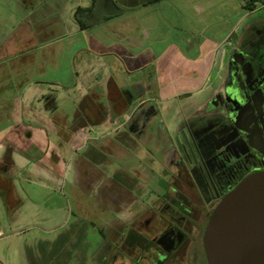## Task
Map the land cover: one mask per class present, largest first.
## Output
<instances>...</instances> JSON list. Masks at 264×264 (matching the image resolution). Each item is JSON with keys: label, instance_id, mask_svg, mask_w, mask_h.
Here are the masks:
<instances>
[{"label": "rangeland", "instance_id": "1", "mask_svg": "<svg viewBox=\"0 0 264 264\" xmlns=\"http://www.w3.org/2000/svg\"><path fill=\"white\" fill-rule=\"evenodd\" d=\"M23 1L0 0V63H4L0 68V163L7 148L12 150L15 162L7 181L10 204L0 196V264H29V253L37 264H48L53 257L54 246L58 245L68 250L69 255L62 253L61 257L66 256L70 264H84L85 261L86 264H98L97 257L104 249L102 244L116 240L121 233L120 226L117 222L112 223L115 219L110 212H101L95 216V221L89 222L81 210V205L87 202L85 191L74 174L75 162L79 159L81 163V158H85V153L96 141L94 138L104 128H84L74 134L73 146L61 145L59 132L51 123L53 115L48 109L49 99H29L25 93L31 85V93L39 86L41 94L58 96L57 113L66 112L68 122L73 124L74 115L70 110L85 89L82 77L86 70L81 64L73 63L72 59L88 40L91 41L88 45L95 48L105 47L107 44L99 37V31L103 29L90 26L84 32L81 30L72 13L79 0L72 3L68 0H31L29 5ZM247 1L251 0H219L220 3L213 8L208 0H165V22L159 21L156 25H159L158 36L154 41L149 40L152 52H148V56L153 61L146 71L153 73L165 63V83L171 85V93H181L172 97L165 95L170 99L165 100V109L155 117V128H160L162 123L175 127L178 119L175 115L182 102H186L189 96L195 97L209 90L223 63L228 37L225 41L222 38L226 30L245 14V7L243 5L242 8L241 4ZM261 3L262 0H257L255 7H260ZM201 6L207 8L203 10ZM257 14L264 16V8L249 13L244 22ZM25 16L26 23L20 25L19 21ZM92 21L87 20L89 23ZM72 27L77 31L70 52L67 49L63 54H55L51 46H45L26 69L8 61L6 55L13 53L6 50L13 45L15 48L24 47L25 35L33 32V42H40L48 33L49 40H52L58 34L70 32ZM14 29L20 31L19 43L13 39ZM104 53L100 59L94 57L95 54L88 56L103 60L106 67L101 66L100 71L107 75L114 58ZM169 69L180 73H169ZM195 72L201 78L199 83L188 81L189 75ZM140 77L137 72L126 79L136 81ZM186 77H189L187 81ZM76 83L79 88L72 89ZM97 87L100 89L102 85ZM198 89L203 90L197 93ZM106 91L105 95L109 92L111 98L114 97L112 87ZM93 96L99 97L96 94L90 97ZM79 117L81 112L77 115ZM159 132L164 133L162 130ZM154 142L155 138H152L150 144L154 145ZM143 154L149 157L145 151ZM111 158L105 160L107 169ZM110 165L109 171L113 172L115 162ZM119 215L126 217L129 212L123 211ZM108 220L112 223L109 227L105 223Z\"/></svg>", "mask_w": 264, "mask_h": 264}, {"label": "flooded vegetation", "instance_id": "2", "mask_svg": "<svg viewBox=\"0 0 264 264\" xmlns=\"http://www.w3.org/2000/svg\"><path fill=\"white\" fill-rule=\"evenodd\" d=\"M133 90L132 96H141L139 88ZM127 99L106 100L124 108L139 100L115 129V141L93 142L81 163L75 162L87 201L81 210L89 222L110 212L120 226L116 240L102 244L97 263L209 264L203 237L212 213L243 180L264 171V16L257 14L229 35L220 74L207 92L182 102L175 127L155 128V105ZM82 112L90 118L108 115L94 101ZM2 160L0 196L7 202L12 150ZM123 211L129 215L121 217ZM62 253L69 255L54 246L48 264H70Z\"/></svg>", "mask_w": 264, "mask_h": 264}, {"label": "crops", "instance_id": "3", "mask_svg": "<svg viewBox=\"0 0 264 264\" xmlns=\"http://www.w3.org/2000/svg\"><path fill=\"white\" fill-rule=\"evenodd\" d=\"M68 1L72 3L75 0ZM221 1L222 0H220V2ZM208 2L209 4H212L211 6H213V8L220 3L219 0H208ZM23 3L29 5L31 0H25ZM244 3L241 4L242 8L243 5H245ZM92 5L95 7L93 11L83 12V17L88 20H95V23L92 22L91 25L93 28L98 29L102 27L100 29H103V31H99L100 34H98L99 37L102 38V42H105L107 45L103 48H95L94 46L88 45V43H91V41L88 40L86 45L77 50V56L74 55L75 57L72 59L73 63H76V65L81 64L86 70L85 75L82 77V85L85 89L81 91L79 101L73 103L72 109L70 110V112L74 115L73 124L68 122L66 112L61 111L57 113L59 110V106L57 105L58 96L50 95L47 97V95L41 94L39 86L33 89V93H31V85L26 88L25 95H28L29 99H37V101H41L45 98L49 99L48 109L51 110V116L53 115L51 123L59 132L61 145H64L63 143H65V145L67 144L73 146L76 140V138H74V134L77 135L76 132L84 128L86 129L87 127L104 128V131H100V133L98 131V136L94 138L96 141H115L113 135L115 129L124 122L128 121L131 115L130 113L139 103V100H136L127 108L108 104L106 100L112 97L109 92L105 95V91L108 87H112L114 89V99L128 101L127 98L130 96L135 98L140 97L141 100H148L152 102L160 112L161 109H165V95L172 97L181 93L180 91L171 93V85L165 83V63H162V65L157 67L153 73L146 71L153 61V59L148 56V52H152L150 44L148 46L149 40L152 39V41H154V39L158 36L159 25H156L159 21L165 22V0H89V2H82V0H79L75 4L72 11L74 17L78 7L86 8ZM206 8V6H201V9L203 10ZM255 8H264V0H262L260 7L257 6ZM244 10L245 14L238 19L236 24L230 26L226 30L224 34L225 36L222 38L223 41H225V39H227L233 31L239 29L246 17H248L249 12H251L246 8H244ZM108 16L112 18H108ZM26 20L25 16L19 21L20 25L22 23L25 24ZM38 25L41 27L40 24ZM84 29L86 28H81L83 32ZM76 31L77 30L73 28L70 32L66 31L65 35L58 34L57 36H54L52 40H49V35L47 33L46 36L45 34L43 35L40 42H33L32 38L34 35L33 32H31L30 34L25 35L23 39L24 47L15 48V45H13V48L8 47L6 50L7 53L10 51L13 54L6 55L7 59L12 63L22 65V69H26L27 67H30L32 59L36 58V53L45 46H51V49L55 54L56 52L63 54L67 51V49L68 52H70L73 47V37ZM13 33L14 41L16 40V42L19 43L17 39L20 36L19 29H14ZM104 52H107L106 54L113 55L114 58V61L112 60L113 65L112 67H109V73L107 75L105 72L100 71L101 66L106 67L103 60L91 59L88 56L95 54L96 56L94 57L100 59V56L105 55ZM83 53L86 55H83ZM56 60L57 59H55V61ZM123 60V64H120ZM127 60H129V63ZM3 64V62L0 63L1 69L3 68ZM96 65H98V68H96ZM137 72L141 75L138 80L129 81L126 79V77H133L137 74ZM168 72L173 74L180 73L179 71H172L171 69H169ZM189 77L184 78L185 81H187V78H189L188 81H192V83H199L201 80L196 72L190 74ZM205 79H207V77H205ZM100 84L102 87L99 89L97 85ZM77 85L78 84L76 83L72 89L79 88ZM135 88L140 89V92L142 93L141 96H132L136 95L133 90ZM202 90L198 89L197 93H200ZM92 94H96L100 98H95V96H93L94 98H91L90 96ZM92 101L98 102L100 106L102 104V107L104 106L103 108L107 109L108 115L106 118H100L99 116L96 118H90L84 115L82 109L85 108L86 104ZM118 109H123V112L116 111ZM80 112L81 117L77 118L74 122L76 115ZM70 127L71 129L69 131ZM25 161L27 162V160Z\"/></svg>", "mask_w": 264, "mask_h": 264}, {"label": "water", "instance_id": "4", "mask_svg": "<svg viewBox=\"0 0 264 264\" xmlns=\"http://www.w3.org/2000/svg\"><path fill=\"white\" fill-rule=\"evenodd\" d=\"M203 243L209 264H264V171L220 201Z\"/></svg>", "mask_w": 264, "mask_h": 264}, {"label": "trees", "instance_id": "5", "mask_svg": "<svg viewBox=\"0 0 264 264\" xmlns=\"http://www.w3.org/2000/svg\"><path fill=\"white\" fill-rule=\"evenodd\" d=\"M256 1L257 0H251L250 1L251 3L249 1H247L245 3L244 7L246 9L253 10L255 8L254 2H256ZM94 8L95 7L92 5L90 7H86V8L78 7L76 9L75 17H76L77 21L79 22V25H80L81 28H88L89 26L92 25V22L95 23V20L92 21L91 23H89V22H87L88 19L85 20L84 17H83V12H86V11L91 12V11H93ZM108 18H112V17L108 16ZM28 259H29V261H28L29 264H37L36 261H35V259H34V257H33V259L30 257V253H29V258Z\"/></svg>", "mask_w": 264, "mask_h": 264}]
</instances>
